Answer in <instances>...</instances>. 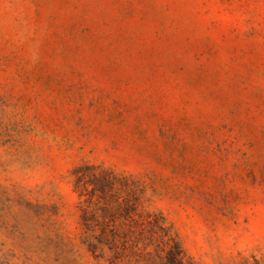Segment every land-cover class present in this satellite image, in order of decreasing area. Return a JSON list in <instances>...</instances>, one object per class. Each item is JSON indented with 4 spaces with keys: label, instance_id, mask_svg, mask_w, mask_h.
Segmentation results:
<instances>
[{
    "label": "rangeland",
    "instance_id": "obj_1",
    "mask_svg": "<svg viewBox=\"0 0 264 264\" xmlns=\"http://www.w3.org/2000/svg\"><path fill=\"white\" fill-rule=\"evenodd\" d=\"M0 264H264V0H0Z\"/></svg>",
    "mask_w": 264,
    "mask_h": 264
}]
</instances>
